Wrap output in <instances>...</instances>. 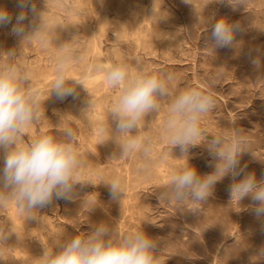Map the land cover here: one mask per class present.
Returning <instances> with one entry per match:
<instances>
[{"label":"rangeland","instance_id":"obj_1","mask_svg":"<svg viewBox=\"0 0 264 264\" xmlns=\"http://www.w3.org/2000/svg\"><path fill=\"white\" fill-rule=\"evenodd\" d=\"M33 2L38 10H45L44 0ZM192 2L196 11L183 0H50L48 19L49 23L64 26L63 42L80 36L84 50L86 29L90 25L98 29L105 21L100 48L108 62L125 60L136 70L139 61L138 66L145 71L174 73L173 94L214 80L216 104L201 120L202 139H211V135L226 128H242L252 144L251 151L241 156L240 167L254 172L259 180L264 177V0H249L247 9L244 5L233 9L215 0L209 5V0ZM0 8L13 16L11 24L0 27V51L16 50L19 56L20 38L11 32L20 11L17 0H0ZM203 11L205 16H214L212 23L220 18L238 22L242 30L235 39L240 48H216L213 52L207 49L211 24H204ZM113 32H119L120 39H115ZM257 58L259 68L252 63ZM19 59L33 85L46 97L55 78V49L50 44L45 48L34 42L32 47L24 48ZM85 88L77 85L76 95L64 99H57L53 93L44 103L45 117L27 135L29 139L41 133L60 135L70 121L87 162L85 178H91L96 185H77L74 199L54 198L50 205L37 210L35 219L25 220L14 204L0 211L5 230L12 223L15 232L0 246V264H38L32 258L41 257L44 246L51 250L52 240L83 236L100 222L121 233L143 229L158 240V252L165 264H264V217L255 216L250 197L241 202L240 211L230 205V175L216 184L203 206L160 203V188L169 181L172 170L185 163L179 147L169 153L165 143H158L156 167L151 174L138 170L142 163L139 155L111 159L118 157L120 150L113 140L107 141V132L99 131L107 126L108 119L112 123L108 111L119 89L111 88L105 75L98 86ZM91 99L95 107L84 118L83 110ZM167 103H163L159 114L145 117L146 127L150 124L154 137H158L166 117ZM2 159L0 152V168ZM211 159L203 145L191 148L188 154L189 164L200 174L213 171ZM117 175L125 183L121 204L110 198L109 186L104 184ZM198 208L201 213L192 212Z\"/></svg>","mask_w":264,"mask_h":264},{"label":"clouds","instance_id":"obj_2","mask_svg":"<svg viewBox=\"0 0 264 264\" xmlns=\"http://www.w3.org/2000/svg\"><path fill=\"white\" fill-rule=\"evenodd\" d=\"M183 2L194 6L192 0ZM213 2L209 0L207 5ZM215 2H226L233 9L241 5L247 9L249 4V0ZM44 3L45 10H38L33 0H17L20 11L15 16L11 32L20 38V55L17 56L16 50L0 51V152L3 153L0 211L14 204L25 220L35 219L37 210L50 205L54 198L74 199L77 185H96L91 178H85L87 162L70 121L60 135L41 133L29 139L27 133L45 117L44 103L53 93L57 99L75 96L77 85L86 89L85 80L91 71H102L107 84L119 89V95L108 111V118L115 128L108 119L107 126L100 129L101 134H109L120 150L119 156L112 159L139 155L142 163L138 170L151 174L156 167L154 153L161 142L167 145L169 153L179 147L181 158H185V163L173 169L169 181L160 188V203L174 201L182 207H187L188 203L203 206L213 195L216 184L230 175L233 180L229 186L230 205L240 211L241 202L250 197L255 216L264 217V177L258 180L254 172H245L240 167L241 156L251 151V138L242 128L230 127L211 135V139H207L208 136L202 139L201 120L216 104L212 91L214 80L184 87L173 94L174 73L145 71L138 66L139 61L133 70V65L125 60L96 65L81 79H73L70 70L86 58L78 39L81 37L73 36L70 41L55 45L54 41L58 39L56 28L63 25L49 23L50 0H44ZM203 17L206 27L211 24L207 49L213 52L216 48H240V42L235 39L236 33L242 30L238 22L220 18L212 23L214 16H205L204 11ZM12 20V14L0 8V27L11 24ZM113 34L115 39H120L119 32ZM34 42H40L45 48L51 44L55 49V78L50 82V93L46 97L33 85L29 72L19 59L24 48L32 47ZM252 63L260 67L258 58ZM164 102H168L166 117L158 137H154L150 124L146 127L145 117L159 114ZM94 107L91 99L82 117L87 118ZM202 145L212 158L209 166L213 171L208 174L198 173L188 162L190 149ZM240 176L242 178L237 180ZM104 184L109 186L110 198L121 204L125 195L123 178L117 175ZM192 212L201 213V209ZM13 228L11 223V227L5 230L4 222L0 221V246L5 245L14 232ZM51 244V250L44 246L43 255L32 259L38 264H165L158 252V240L143 229L121 233L105 222L96 224L83 236H61Z\"/></svg>","mask_w":264,"mask_h":264},{"label":"bare ground","instance_id":"obj_3","mask_svg":"<svg viewBox=\"0 0 264 264\" xmlns=\"http://www.w3.org/2000/svg\"><path fill=\"white\" fill-rule=\"evenodd\" d=\"M153 1V0H152ZM154 4V3H153ZM156 5V4H155ZM150 14V13H149ZM149 16V15H148ZM147 16V17H148ZM51 24H57V25H62L60 22H52ZM104 25L105 21H102L100 23V26L98 29H95L92 25H90L86 29L85 37L87 39V45L85 48V60L79 65L80 67L74 66L70 70V76L73 79L79 80L82 77H84L86 74H88L96 65H100L103 63L108 62V58L103 55L101 48H100V35L104 31ZM56 32L58 35V39L54 41L55 45H59L60 43H63V34H64V26H57ZM51 48L54 49V46L51 45ZM31 51V50H30ZM104 73L102 71H91V75L88 76V78L85 80V86H98L100 81L104 79ZM54 79V78H53ZM46 103V102H45ZM46 105V104H45ZM115 125V124H114ZM94 126V125H93ZM99 131V129H98ZM100 132V131H99ZM92 136V134H90ZM90 138V137H89ZM92 139V138H91ZM94 139V138H93ZM109 140V139H107ZM111 140V139H110ZM109 140V141H110ZM111 142V141H110ZM102 144V143H101ZM108 144V142H107ZM110 144V143H109ZM112 144H114L112 142ZM116 145V144H115ZM106 147V146H105ZM111 147V146H110ZM109 147V148H110ZM115 149V148H114ZM117 149V148H116ZM112 151V150H111ZM115 151V150H114ZM119 151V150H118ZM110 153V152H109ZM111 154V153H110ZM117 155V154H116ZM110 156V155H109ZM115 156V155H114ZM112 159V157H111ZM3 160V159H2ZM115 160V159H114ZM96 167V166H95ZM158 179V178H157ZM156 179V180H157ZM94 181V180H93ZM94 197V196H93ZM98 202V201H97ZM140 224V223H139Z\"/></svg>","mask_w":264,"mask_h":264}]
</instances>
